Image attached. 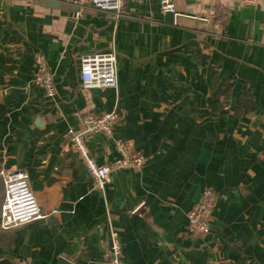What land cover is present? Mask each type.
I'll return each mask as SVG.
<instances>
[{"label":"crops","instance_id":"crops-1","mask_svg":"<svg viewBox=\"0 0 264 264\" xmlns=\"http://www.w3.org/2000/svg\"><path fill=\"white\" fill-rule=\"evenodd\" d=\"M44 3L0 0V172H26L46 217L0 229V264H105L110 230L124 264H264V0H174L177 18L127 0L118 20ZM112 51L115 88H81L80 58ZM36 53L53 98L32 84ZM227 82L226 105L214 94ZM110 112L114 138L145 163L112 171L100 192L66 133ZM85 141L113 166L111 140ZM204 189L217 195L210 233L191 236ZM3 193L0 177V205Z\"/></svg>","mask_w":264,"mask_h":264},{"label":"built area","instance_id":"built-area-1","mask_svg":"<svg viewBox=\"0 0 264 264\" xmlns=\"http://www.w3.org/2000/svg\"><path fill=\"white\" fill-rule=\"evenodd\" d=\"M34 1V0H32ZM55 3L72 8L75 15L80 17L88 11H97L108 15L112 20H118L124 15L122 9L127 0H40ZM143 2L151 0H130ZM252 4L254 0H243ZM160 10L163 14L177 16L174 0H159ZM221 8H219L220 10ZM217 19L216 25H220L224 18ZM53 74L50 72L45 57L36 53L33 57L32 84L39 88L47 98H53L56 94ZM79 80L81 88L113 89L116 86V56L112 51L102 55H85L80 58ZM117 122V114L87 113L82 119V130L75 132L68 130L67 143L76 157L83 163L85 173L91 178L96 190L103 192L109 181L112 171L138 170L145 163V158L137 152L133 146L124 140L114 138L113 129ZM101 135L113 142L117 158L113 166L98 165L90 155L86 145V137ZM3 179L4 196L0 206V229L2 231L14 230L32 222L45 219L40 211L35 196L29 187V176L20 171L14 174L0 172ZM217 200L216 193L211 189L202 190L198 201L187 213V233L191 236L205 237L209 235L212 213ZM105 264H124L122 246L115 231H109V243Z\"/></svg>","mask_w":264,"mask_h":264},{"label":"trees","instance_id":"trees-1","mask_svg":"<svg viewBox=\"0 0 264 264\" xmlns=\"http://www.w3.org/2000/svg\"><path fill=\"white\" fill-rule=\"evenodd\" d=\"M229 82H227L226 83V85H225V88H224V90L223 91H218V92H216V94H214V97H216V98H219V99H221V98H225V100L223 101V102H225L224 104H228V101H229V98H230V94H229V91H230V88H229ZM248 100V99H247ZM239 102H241V103H246V102H249L250 103V101L248 100V101H246L243 97L239 100ZM220 109H221V107H219ZM249 110H252V107L249 105V108H248ZM215 116H216V113H215ZM3 196H4V193H3ZM2 201H3V199H2ZM2 204V203H1ZM1 206V205H0Z\"/></svg>","mask_w":264,"mask_h":264},{"label":"water","instance_id":"water-1","mask_svg":"<svg viewBox=\"0 0 264 264\" xmlns=\"http://www.w3.org/2000/svg\"><path fill=\"white\" fill-rule=\"evenodd\" d=\"M44 4H46L47 6H49V7H51V8H55V7H58V4H55V3H48V2H46V3H44ZM166 15H168V16H170V17H175V18H177L178 16H173V15H170V14H166ZM59 264H68V262H66L65 260H62V259H59Z\"/></svg>","mask_w":264,"mask_h":264}]
</instances>
